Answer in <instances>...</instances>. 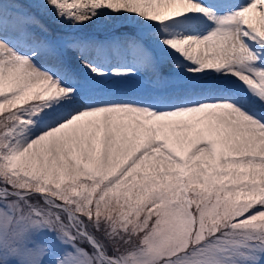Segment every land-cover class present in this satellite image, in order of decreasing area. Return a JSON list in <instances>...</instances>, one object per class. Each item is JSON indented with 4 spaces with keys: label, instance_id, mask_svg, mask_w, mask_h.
Instances as JSON below:
<instances>
[{
    "label": "snow or ice",
    "instance_id": "1",
    "mask_svg": "<svg viewBox=\"0 0 264 264\" xmlns=\"http://www.w3.org/2000/svg\"><path fill=\"white\" fill-rule=\"evenodd\" d=\"M0 264H264V0H0Z\"/></svg>",
    "mask_w": 264,
    "mask_h": 264
}]
</instances>
